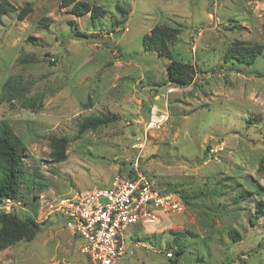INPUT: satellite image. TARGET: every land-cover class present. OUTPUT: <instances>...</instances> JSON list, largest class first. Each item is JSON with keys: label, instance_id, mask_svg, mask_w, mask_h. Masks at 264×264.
<instances>
[{"label": "rangeland", "instance_id": "obj_1", "mask_svg": "<svg viewBox=\"0 0 264 264\" xmlns=\"http://www.w3.org/2000/svg\"><path fill=\"white\" fill-rule=\"evenodd\" d=\"M7 1L32 5L23 21L10 13L0 24V122L27 148L16 212L35 216L40 232L0 251V264H90L50 205L110 186L137 159L158 190L190 204L182 198L183 212L148 231L133 226L118 264H172L175 241L187 243L177 264H264V219L249 218L264 203V0H82L105 11L95 20L60 0ZM118 4L128 11L122 26ZM70 22L89 38L76 37ZM157 25L181 29L169 49L196 68L190 87L169 83L171 61L144 49ZM235 43L262 47L254 64L225 61ZM9 80L28 88L25 98L10 97ZM31 98L37 109L23 107ZM101 114L116 121L78 136L85 117ZM60 137L67 159L55 163L50 141Z\"/></svg>", "mask_w": 264, "mask_h": 264}, {"label": "trees", "instance_id": "obj_2", "mask_svg": "<svg viewBox=\"0 0 264 264\" xmlns=\"http://www.w3.org/2000/svg\"><path fill=\"white\" fill-rule=\"evenodd\" d=\"M60 5L63 8L72 6L71 14L76 17H82L90 14V17L95 20L102 18L105 11L100 7H94L90 3L82 0H60ZM116 10L123 15V19L115 22L116 26H122L128 16L121 5H116ZM32 12V5L26 4L23 8H18L7 0L0 1V24L3 17L10 13H16L19 21H23ZM75 32L76 37L89 38L88 34L78 31L74 22H70ZM126 29V28H125ZM181 33L180 28L170 27L167 25L155 26L149 34L143 38V47L147 52H157L161 56H165L171 61L167 67V81L173 84L176 88H188L194 83L196 68L193 64L182 63L173 59V55L169 49L170 45L178 40ZM33 40L32 37L29 38ZM262 47L259 45L246 46L245 43H235L230 47L226 54L227 58L234 56L240 65L251 66L254 64L258 54H261ZM229 58V59H230ZM5 89L8 90L11 98H25L28 88L22 86L21 82L9 80L5 84ZM26 109H37V100L34 98L24 99L22 103ZM116 121L114 116L101 114L98 116H87L79 124L78 136H81L87 131H95L104 126L112 124ZM68 147V139L65 137L53 138L50 141V157L55 163L65 162L67 159L66 150ZM27 148L21 138L15 133L12 126L7 122H0V203L6 198L20 200L24 195L21 191L22 182L25 180L24 175V160L26 159ZM127 164L123 163V167ZM133 165V163H130ZM166 193L174 192L166 189ZM175 193V192H174ZM184 201L189 203V197L182 194ZM38 214V210H36ZM250 222L255 224L260 218L264 219V203H261L257 210L251 213ZM143 229H141L142 231ZM40 232V223L35 216H27L21 218L17 215L16 210L11 214H6L0 210V251L21 242H32ZM144 232V231H143ZM188 234V233H187ZM178 236L184 237L186 233H178ZM233 242H239L241 235L238 231L230 232ZM174 249V260H170L172 264L178 263V257H182L187 250V243H178ZM172 257V256H171ZM170 257V258H171Z\"/></svg>", "mask_w": 264, "mask_h": 264}, {"label": "built area", "instance_id": "obj_3", "mask_svg": "<svg viewBox=\"0 0 264 264\" xmlns=\"http://www.w3.org/2000/svg\"><path fill=\"white\" fill-rule=\"evenodd\" d=\"M128 29L126 28L125 31ZM158 108L152 107L154 127ZM126 175L114 176L110 186L76 192L52 208L65 219V227L82 241L80 251L90 264H118L133 243L127 232L140 225L147 231L162 218L184 211L183 199L174 192L158 190L139 166V159ZM20 200L6 198L0 210L6 214L21 208ZM46 219V208L42 209ZM172 256L171 253L167 254Z\"/></svg>", "mask_w": 264, "mask_h": 264}]
</instances>
